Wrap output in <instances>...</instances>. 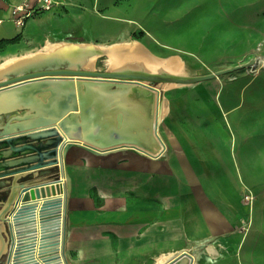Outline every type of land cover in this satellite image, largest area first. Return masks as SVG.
<instances>
[{
	"label": "crops",
	"instance_id": "obj_1",
	"mask_svg": "<svg viewBox=\"0 0 264 264\" xmlns=\"http://www.w3.org/2000/svg\"><path fill=\"white\" fill-rule=\"evenodd\" d=\"M27 1L35 2L0 0V67L9 59L33 54L14 55L9 49L21 48L27 37H34L35 29L47 32L52 27L61 40L68 38L97 47L101 43H125L133 24L170 26L166 18L177 19L176 12L181 9L177 4L180 0H62L53 12L30 18L20 27L13 21V10ZM156 1L159 8L156 5L153 9L169 13L163 14V23L132 17L141 8L149 11L147 5ZM206 2L191 1L189 11L194 13ZM63 30L67 36L60 37ZM97 32L109 35L97 39ZM80 35L84 38L79 39ZM14 39L19 41L10 46ZM3 44L8 49L3 50ZM216 79L179 93L170 88L167 100L163 90L156 87L161 92L159 149L150 147L155 143L148 129L147 114L151 109L154 113L156 106L154 93L118 87L100 89L97 122H93L97 123L94 130L98 143L139 140L147 153L132 147L107 152L80 144L66 147L64 253L68 264H168L185 251L194 257L195 264L199 248L224 237L229 239L233 222L227 187L234 185L229 178L231 136L222 115L227 110L220 98L224 85L211 82ZM211 88L216 94L199 98ZM58 175V168L51 167L32 173L28 183L46 184ZM53 188L58 193V187ZM9 192V187L0 188L1 207Z\"/></svg>",
	"mask_w": 264,
	"mask_h": 264
},
{
	"label": "rangeland",
	"instance_id": "obj_2",
	"mask_svg": "<svg viewBox=\"0 0 264 264\" xmlns=\"http://www.w3.org/2000/svg\"><path fill=\"white\" fill-rule=\"evenodd\" d=\"M191 1L193 0L177 2L179 7L181 5L180 11L176 12L178 18L169 17L165 20L170 26L133 24V31L127 32L126 38L120 37L126 39L125 43L97 44V49L107 45H110L109 48L119 47L122 44L143 49L144 54L148 53L151 58L139 60L138 64L116 65L117 61L111 54L103 52L85 61H79L78 64H72L70 60L65 59L41 68L72 67L99 72L131 69L196 77L256 60L255 66L225 74L216 81H211L218 83L220 87L224 85L220 98L227 104L226 113L223 112L222 115L231 136L228 140L232 168L229 178L230 183L234 185L227 188L233 227L230 228L229 239L224 237L199 248L195 264H264V0H203L206 3L200 4L194 13L189 11ZM157 4L158 1L147 5L151 8L149 11H146L148 8L134 11L132 17L141 22L163 23L165 12L153 9ZM65 32L60 31V37L67 36ZM102 34L97 32V39L109 35L104 32ZM83 38L80 35L79 39ZM19 39L9 45L14 46ZM56 43L70 44L68 48H81V44H92L68 38L61 40L53 34L50 27L47 32L35 29L31 40L27 37L21 48L14 47L9 50L20 56L38 52L51 54L54 51H50L48 45ZM4 45L2 49H8ZM153 56L156 59L152 60ZM204 83H158L155 87L163 90L161 92L167 100L170 88L179 93V90L197 88ZM213 93L216 94L215 88H211L207 94L199 95V98H208L207 95ZM223 142L226 147L227 140L224 139ZM4 262L5 260L0 264Z\"/></svg>",
	"mask_w": 264,
	"mask_h": 264
},
{
	"label": "water",
	"instance_id": "obj_3",
	"mask_svg": "<svg viewBox=\"0 0 264 264\" xmlns=\"http://www.w3.org/2000/svg\"><path fill=\"white\" fill-rule=\"evenodd\" d=\"M67 58L77 63L83 61L72 55ZM256 63L251 60L248 64L196 77L131 69L99 72L72 67L6 71L4 79L0 78V138H3L0 141V188L9 187L10 192L0 210V263L5 260V264H62L59 249L62 201L53 187L65 177V167L60 165L65 163L64 151L68 145L80 144L97 152L132 147L147 153L139 140L109 139L98 143L94 130L97 123L93 122H97L100 89L144 88L147 93H154L156 106L154 113L151 109L147 114L148 129L155 143L150 147L159 149L161 92L154 84H195ZM51 167L59 169L58 179L41 185L28 183L32 173ZM49 186L53 190H48ZM63 255L65 257L64 252ZM168 264H194V257L185 251Z\"/></svg>",
	"mask_w": 264,
	"mask_h": 264
},
{
	"label": "bare ground",
	"instance_id": "obj_4",
	"mask_svg": "<svg viewBox=\"0 0 264 264\" xmlns=\"http://www.w3.org/2000/svg\"><path fill=\"white\" fill-rule=\"evenodd\" d=\"M70 44L67 43H56V44H49L48 47L51 49V54H45L44 52H38L33 53L31 55H28L30 57H24V58H14L9 59L6 63H4L0 67V78L3 77L4 73L7 72H25L26 70H29L30 68H41L44 65H48L52 61H59L62 62L65 59L71 60L67 57L69 55H72L75 58H78V60H84L89 59L92 57L97 56V54H102L99 51H105L106 53L111 54V57L116 60V65L119 63L122 66H129L133 64H138L139 60H146L151 58V56L147 53L144 54L143 49H135L133 47H128V45L122 44L119 47H111L110 49L101 48L97 49L95 46H88L86 44H81L79 46H82L81 48H68ZM70 50V54L62 55L61 52ZM74 50V51H72ZM149 55V56H148ZM153 60V57H152ZM72 64H78L74 60H71ZM264 64V60H263ZM151 66V65H149ZM137 91H140L141 93H147V90L144 88H137L134 89ZM63 161V158L61 159V162ZM64 169L65 167V177L61 179V182L57 185L58 189V197L61 199V214H60V224H61V241H60V254L62 259V264H68L66 263L67 260L65 259L63 252H64V228H65V212H66V201H67V193H68V182H67V170L65 163H61L60 167ZM51 187V186H49ZM38 225V237H40V231H39V221H37ZM39 239V238H38ZM37 244V249H38ZM38 256V253L36 252V257Z\"/></svg>",
	"mask_w": 264,
	"mask_h": 264
},
{
	"label": "built area",
	"instance_id": "obj_5",
	"mask_svg": "<svg viewBox=\"0 0 264 264\" xmlns=\"http://www.w3.org/2000/svg\"><path fill=\"white\" fill-rule=\"evenodd\" d=\"M62 0H35L34 3L27 1L13 10V21L17 26L24 27L27 20L39 14L53 12L61 6Z\"/></svg>",
	"mask_w": 264,
	"mask_h": 264
},
{
	"label": "flooded vegetation",
	"instance_id": "obj_6",
	"mask_svg": "<svg viewBox=\"0 0 264 264\" xmlns=\"http://www.w3.org/2000/svg\"><path fill=\"white\" fill-rule=\"evenodd\" d=\"M1 198H3V195H2V194H0V199H1Z\"/></svg>",
	"mask_w": 264,
	"mask_h": 264
},
{
	"label": "trees",
	"instance_id": "obj_7",
	"mask_svg": "<svg viewBox=\"0 0 264 264\" xmlns=\"http://www.w3.org/2000/svg\"><path fill=\"white\" fill-rule=\"evenodd\" d=\"M15 41H16V39H14ZM14 40H13V42H14ZM0 45H1V43H0Z\"/></svg>",
	"mask_w": 264,
	"mask_h": 264
}]
</instances>
